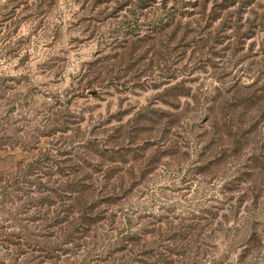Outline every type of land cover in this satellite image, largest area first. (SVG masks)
Wrapping results in <instances>:
<instances>
[{
	"label": "rangeland",
	"instance_id": "1",
	"mask_svg": "<svg viewBox=\"0 0 264 264\" xmlns=\"http://www.w3.org/2000/svg\"><path fill=\"white\" fill-rule=\"evenodd\" d=\"M0 264H264V0H0Z\"/></svg>",
	"mask_w": 264,
	"mask_h": 264
}]
</instances>
